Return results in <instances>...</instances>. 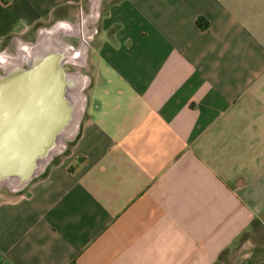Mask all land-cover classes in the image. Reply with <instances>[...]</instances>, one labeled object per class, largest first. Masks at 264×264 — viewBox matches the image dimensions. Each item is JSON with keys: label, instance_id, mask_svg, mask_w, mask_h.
<instances>
[{"label": "crops", "instance_id": "crops-1", "mask_svg": "<svg viewBox=\"0 0 264 264\" xmlns=\"http://www.w3.org/2000/svg\"><path fill=\"white\" fill-rule=\"evenodd\" d=\"M101 3L0 1V53L57 26L90 72L76 138L0 202V264H216L264 224V0Z\"/></svg>", "mask_w": 264, "mask_h": 264}, {"label": "water", "instance_id": "water-1", "mask_svg": "<svg viewBox=\"0 0 264 264\" xmlns=\"http://www.w3.org/2000/svg\"><path fill=\"white\" fill-rule=\"evenodd\" d=\"M91 3L97 9L100 0ZM57 31L0 53V190L23 192L78 134L90 80L66 70L84 60Z\"/></svg>", "mask_w": 264, "mask_h": 264}, {"label": "rangeland", "instance_id": "rangeland-1", "mask_svg": "<svg viewBox=\"0 0 264 264\" xmlns=\"http://www.w3.org/2000/svg\"><path fill=\"white\" fill-rule=\"evenodd\" d=\"M118 0H102L100 19L104 16L109 4ZM87 2V0H86ZM88 7V4H87ZM87 10H89L87 8ZM99 19V20H100ZM77 46V44H73ZM74 69V68H73ZM71 65L66 66L68 71H78L83 75L89 76V70L76 67L74 70ZM87 90L84 92L86 93ZM69 147V143L66 145L64 154ZM60 155L56 156L52 161L57 160ZM50 163V164H51ZM49 164V165H50ZM24 192V191H23ZM21 193H10L6 189L0 190V202L16 199L21 196ZM216 264H264V224L252 225L246 233L241 235L229 248L222 254Z\"/></svg>", "mask_w": 264, "mask_h": 264}, {"label": "trees", "instance_id": "trees-1", "mask_svg": "<svg viewBox=\"0 0 264 264\" xmlns=\"http://www.w3.org/2000/svg\"><path fill=\"white\" fill-rule=\"evenodd\" d=\"M2 3H5L6 0H0ZM196 24L197 26L200 28V29H207L208 25H207V22H205L204 20L202 19H198L196 21Z\"/></svg>", "mask_w": 264, "mask_h": 264}, {"label": "flooded vegetation", "instance_id": "flooded-vegetation-1", "mask_svg": "<svg viewBox=\"0 0 264 264\" xmlns=\"http://www.w3.org/2000/svg\"><path fill=\"white\" fill-rule=\"evenodd\" d=\"M67 66H68V65H67ZM71 67H72V69H73V68H74V69L76 68L75 64H72ZM74 69H73V70H74Z\"/></svg>", "mask_w": 264, "mask_h": 264}]
</instances>
